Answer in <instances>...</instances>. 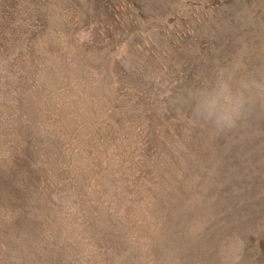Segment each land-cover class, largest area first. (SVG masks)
Returning a JSON list of instances; mask_svg holds the SVG:
<instances>
[{"label":"rangeland","instance_id":"1","mask_svg":"<svg viewBox=\"0 0 264 264\" xmlns=\"http://www.w3.org/2000/svg\"><path fill=\"white\" fill-rule=\"evenodd\" d=\"M0 264H264V0H0Z\"/></svg>","mask_w":264,"mask_h":264},{"label":"clouds","instance_id":"2","mask_svg":"<svg viewBox=\"0 0 264 264\" xmlns=\"http://www.w3.org/2000/svg\"><path fill=\"white\" fill-rule=\"evenodd\" d=\"M241 104L227 90V86L211 99L204 100L199 108L207 112L208 117H215L210 124L217 130H230L236 126L242 113L239 112Z\"/></svg>","mask_w":264,"mask_h":264}]
</instances>
